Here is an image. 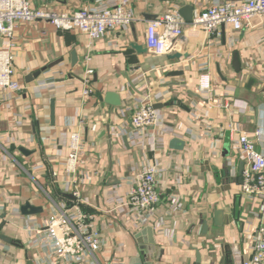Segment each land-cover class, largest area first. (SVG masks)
<instances>
[{
  "label": "crops",
  "instance_id": "obj_1",
  "mask_svg": "<svg viewBox=\"0 0 264 264\" xmlns=\"http://www.w3.org/2000/svg\"><path fill=\"white\" fill-rule=\"evenodd\" d=\"M28 1L33 9L72 14L109 0ZM226 1L242 0H130L136 21L90 46L80 33L44 21L17 24L13 54L21 90L0 91V235L7 240H0V264L61 262L42 246L43 228L66 209L80 210L100 235L93 264H154V257L158 264H195L196 252L199 264H240L251 256L260 213L256 201L239 191L242 164L228 123L248 133L260 129L255 144L264 153V86L242 73L249 63L262 75L264 26L256 27L255 20L249 32L224 30L218 42L181 37L169 56L149 54L144 41L146 22L168 10L191 7L192 18ZM203 69L210 71L214 89L232 92V115L208 109L199 97L195 78ZM87 70L92 93L83 96ZM145 99L154 104L160 125L131 139L132 109ZM72 132H79L83 146L73 178L78 199L64 171ZM146 159L160 170L159 203L146 224L135 228L110 205L126 194ZM175 198L179 207L169 212ZM26 203L41 212L22 215ZM65 236L68 254L80 252L72 231L65 229Z\"/></svg>",
  "mask_w": 264,
  "mask_h": 264
},
{
  "label": "built area",
  "instance_id": "obj_2",
  "mask_svg": "<svg viewBox=\"0 0 264 264\" xmlns=\"http://www.w3.org/2000/svg\"><path fill=\"white\" fill-rule=\"evenodd\" d=\"M257 26H264V0L226 1L213 4L207 8L197 10L190 22H185L179 14V9H171L146 22L145 49L154 56H169L173 47L181 37L199 38L206 36L218 42L223 31L230 33L249 32L253 21ZM44 21L55 29L62 31H76L87 39V46L95 41L105 39L115 30H123L136 21L130 0H109L105 4L86 6L79 11L68 14L65 12L46 11L31 8L28 0H0V91L17 93L21 90L18 74L15 70L14 33L19 23H34ZM179 67V65H177ZM176 66V67H177ZM262 75L254 72L251 64L247 63L242 71L245 76L254 77L260 86H264V66ZM92 70H87L83 79V96L92 93L89 85V75ZM144 80L140 78L134 85L137 86ZM199 97L206 103L208 109L233 114L232 92L225 86L214 89L210 71H200L195 78ZM209 124V123H208ZM160 125L158 113L152 101L145 99L132 109L131 126L133 133L131 139L138 132ZM230 140L242 164L241 182L239 191L248 200H254L259 210L258 222L254 225L252 239V253L249 258L240 264H264V153L256 149L255 142L262 136L260 129L252 133L236 128L228 123ZM250 136L252 138H250ZM153 141L155 140L152 137ZM152 145L153 152L157 149V140ZM83 151L82 137L79 132H72L68 136V154L64 163V171L71 179L73 197L79 198L76 190L74 176ZM154 158V157H153ZM145 161V157L143 158ZM159 168L146 159L140 168L132 185L128 186L126 194L114 200L110 211H119L125 214L135 228L146 224L155 205L159 203V194L156 191V177ZM79 201V200H78ZM179 207L178 199L170 201L169 212H174ZM45 240L42 243L50 251V264H84L95 263L93 258L102 245L100 235L92 231L86 224V216L78 209L74 213L63 210L59 215L49 217L44 226ZM65 229H69L77 238L81 248L80 252L68 254V241ZM87 252L92 261L81 254ZM236 258V257H235Z\"/></svg>",
  "mask_w": 264,
  "mask_h": 264
},
{
  "label": "water",
  "instance_id": "obj_3",
  "mask_svg": "<svg viewBox=\"0 0 264 264\" xmlns=\"http://www.w3.org/2000/svg\"><path fill=\"white\" fill-rule=\"evenodd\" d=\"M191 10L192 8L191 7H185V8H182V9H179V14L181 15V17L183 18V20L185 22H190L191 20ZM138 49V48H137ZM232 66L234 68L235 71H238L240 66H239V61H238V57H237V54H234L233 55V59H232ZM176 75H182L181 72H176ZM33 78L37 76V74H33L32 75ZM51 121H53V108H51ZM178 147V148H176ZM172 148H176V149H179V146H174L172 145ZM241 182V180H240ZM41 212V209L40 208H36V207H33L31 206L29 203H26L24 204L21 208H20V213L22 215H33V214H37V213H40ZM220 212L216 211L214 212V215H213V219H214V224L219 226V217H220ZM4 217H5V214L1 215L0 216V230L2 229V227L5 225V222H4ZM207 229V226L204 227V231ZM0 240L2 241H7L6 238H4L2 235H0ZM200 254L198 252H196V259H195V264H199L200 263ZM154 264H158V259L157 257H154ZM136 264H142L140 261L137 262Z\"/></svg>",
  "mask_w": 264,
  "mask_h": 264
}]
</instances>
